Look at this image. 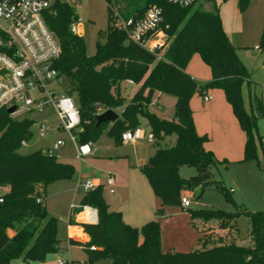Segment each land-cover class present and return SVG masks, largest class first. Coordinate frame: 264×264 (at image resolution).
<instances>
[{"label":"trees","instance_id":"trees-1","mask_svg":"<svg viewBox=\"0 0 264 264\" xmlns=\"http://www.w3.org/2000/svg\"><path fill=\"white\" fill-rule=\"evenodd\" d=\"M2 0H0L1 2ZM225 1V0H224ZM249 0H239L242 11ZM108 28L100 32L96 52L89 56L84 40L71 32L77 23L75 10L65 0H55L44 14L47 28L56 36L60 56L54 63L59 77L69 83L67 95L76 96L81 131L79 145L95 143L101 129L111 125L108 135L116 144H122V134L147 122L154 138L156 151L148 162L138 169L146 177L154 195L164 207L186 210L192 225L215 223L226 231L230 240L214 239L211 232L200 231L199 247L190 252L161 249V226L151 221L141 228L124 223L120 212L111 211L104 199L103 186L82 195L80 204L98 211L97 224H81L90 238L83 248L92 262L111 259L113 264H264V212H245L248 219V240L237 241L236 220L240 213L220 210H191L181 205L183 193L208 190L222 193L236 206L231 191L214 170L229 162L218 161L206 151L208 136L197 134L190 101L195 94L221 90L241 130L245 134L242 162L258 161L255 142L256 120L245 107L242 87L249 73L237 56L236 48L225 33L219 9L206 12L195 6L181 8L165 0H106ZM151 7L162 13L161 29L167 36L163 48L150 52L128 40L125 30L113 25L112 9L124 19L140 18ZM258 49L264 52V29ZM198 54L210 68L211 80L201 84L186 73L192 57ZM148 76L146 77V75ZM142 87L128 103L120 97L121 84L140 83ZM175 98V120L168 121L150 113L148 106L154 93ZM256 107L262 110L260 99ZM106 110L121 111L113 124L96 125V105ZM31 123L13 121L7 112L0 111V188H8L0 203V264L15 260L25 263H44L51 254L61 251L57 237L58 219L46 209V189L50 183L75 181L76 169L61 163L55 156H46L42 150L31 155L18 153L23 141L31 138ZM176 136L173 146H164L166 138ZM195 168L196 175L184 179L181 168ZM38 186H40L38 188ZM201 194L199 196H201ZM237 207V206H236ZM12 231L13 236L8 232ZM235 234V235H234ZM142 238V242L140 239ZM94 247V249H92Z\"/></svg>","mask_w":264,"mask_h":264},{"label":"rangeland","instance_id":"rangeland-1","mask_svg":"<svg viewBox=\"0 0 264 264\" xmlns=\"http://www.w3.org/2000/svg\"><path fill=\"white\" fill-rule=\"evenodd\" d=\"M75 10L78 21L77 35L81 37L86 45L89 56L96 52L97 43L103 42L100 39V32H106L108 28V4L106 0H66ZM211 1L202 0L204 9L210 10ZM221 10L228 29V38L236 48V53L242 64L249 73V80L244 84V96L246 110L253 115L256 120L255 142L258 153V161L228 163L219 165L216 169L217 178L222 179L225 187L231 191L233 200L236 204L228 202L225 196L217 191L208 190L201 194L200 190L195 192L186 191L183 193L189 202L191 210H220L226 213H240L236 220L238 231L237 241L245 244L248 240V219L243 214L245 212H264V52L257 51L261 35L264 29V0H249L241 11L239 0H215ZM201 8L200 6H197ZM211 7V8H210ZM215 11V9L213 8ZM212 10V11H213ZM155 40L165 45L167 36L159 29L155 35ZM148 74L146 75V77ZM146 77L140 83H122L120 97L124 104H128L142 87ZM52 87L59 95L67 94L69 83L65 77L59 78ZM74 102L78 105V99L73 96ZM255 99H260L262 110L256 107ZM150 113H157L158 107L154 104L148 106ZM156 115V114H155ZM157 116V115H156ZM37 122H46L48 130L44 136H40L36 127L31 126V138L26 145H22L18 153L20 155H31L40 150L51 148L58 139H65L66 145L59 150L57 160L61 163L75 167L81 176L79 179H89L99 181L104 189V199L112 209H118V201L123 192L122 189H115L116 195L108 193L106 178L114 175L120 182L127 175H131L132 186L145 188L153 195L146 177L139 169L133 168L137 165L146 163L148 157L155 153L156 147L153 143L146 140L140 141L137 145L116 144L115 140L108 135L111 125L101 129L99 138L92 143V149L96 150L95 155L84 159H77L74 145L68 141L67 135L57 130V119L51 109L46 110L40 115ZM145 133L149 129L144 127ZM175 138V136H173ZM165 145H174L175 142L169 139ZM223 160H220L222 162ZM196 175L195 168L183 167L180 176L189 179ZM77 181H58L50 183L46 189L47 210L50 215L59 220L57 237L64 243V251L51 254L46 258L44 264H58L60 259L67 264H113L111 259H104L99 262H92L88 253L82 246L70 245L67 229L68 218L71 205L80 204V195L75 192ZM40 186H38L39 188ZM6 188H0V195L6 193ZM201 194V196H199ZM129 205L125 208L127 213ZM170 210L178 213L177 217L161 226V249L163 252L179 251L190 252L198 248L199 234L191 224L189 213L177 207H170ZM168 215L165 210L164 217ZM201 229V228H199ZM202 231L211 232L214 239L223 238L230 240L233 236H228L226 231L220 230L215 224H205ZM13 236V232H8ZM235 235V234H234ZM12 264H43L25 263L22 260H15Z\"/></svg>","mask_w":264,"mask_h":264},{"label":"built area","instance_id":"built-area-1","mask_svg":"<svg viewBox=\"0 0 264 264\" xmlns=\"http://www.w3.org/2000/svg\"><path fill=\"white\" fill-rule=\"evenodd\" d=\"M55 0H2L0 2V111L5 110L13 121H25L37 128L40 136L48 130L46 122H37L40 115L51 109L57 119V130L63 131L75 148L79 160L93 156L92 144L79 145L77 133L81 129L79 110L73 97L59 95L52 84L59 80V72L54 68L60 56V46L56 36L47 28L44 14ZM66 1V0H65ZM181 8L197 5L202 0H165ZM67 2V1H66ZM113 25L126 31L128 40L150 52L164 47L155 40L162 23V13L157 7L149 8L140 18L124 19L116 9H112ZM78 25L72 24L71 32L77 35ZM203 100L209 102L206 95ZM13 110L11 113L9 110ZM101 105H96V115L104 113ZM140 140L153 143L151 133L142 128L128 130L122 134L123 144H135ZM23 141L22 145H26ZM66 145L65 139L56 140L51 148L42 150L46 156H57ZM110 194H115L116 178L108 175L105 182ZM98 185L90 180H77L76 192L85 195ZM0 195V203H3ZM181 205L188 209L190 202L182 197ZM78 209L85 224L98 223V211L89 205H71ZM94 249V247H92ZM58 264L67 262L58 260ZM72 264V263H71Z\"/></svg>","mask_w":264,"mask_h":264},{"label":"crops","instance_id":"crops-1","mask_svg":"<svg viewBox=\"0 0 264 264\" xmlns=\"http://www.w3.org/2000/svg\"><path fill=\"white\" fill-rule=\"evenodd\" d=\"M210 4H211L210 6H212V8L210 7L211 8L210 10L204 9V5L202 1L198 3L197 6L202 7L203 11L214 12L213 8L214 9L215 7L218 8V4L215 0L214 3L211 1ZM219 14L222 20L223 29L225 33L228 34L229 31L226 28L225 19L220 9H219ZM256 49L257 51H260L258 49V46ZM186 73H188L192 78H194L197 82L201 84H204L211 80L210 68L203 63L202 59L198 54L192 57L190 63L186 68ZM125 83L133 84V82L131 81H126ZM206 95L211 97V100L209 102H205L203 100L204 96ZM242 96L245 104L244 85L242 87ZM175 103H176L175 98L161 94L159 92L154 93L152 98V104L158 107V110L156 111L157 113L155 114L159 118L168 121L175 120V113H174ZM190 108L192 110L194 126L197 134L200 136L206 135L209 138V141L205 144L206 151L212 152L218 161L226 160L230 163L242 162L244 156V145H245L246 137L243 131L241 130L240 125L237 119L235 118L232 112V108L228 104L224 93L221 90H209L204 95H200L197 93L192 97L190 101ZM114 111L121 116L122 109L114 110ZM145 126L149 129L146 120L142 119L140 128L144 130ZM148 133H150V130L148 131ZM169 139L176 142V136L175 138L171 136L166 138L163 143L167 144L166 142ZM140 141H144V140H140ZM140 141L132 145H137ZM165 146H173V145H165ZM95 152L96 150H94V155ZM58 154L56 157H58ZM150 157H148L146 163L148 162ZM142 165H137L134 166L133 168L138 169V167ZM214 173L217 174V171L214 170ZM80 177L81 176L79 175V173H77V179L75 181L79 180ZM115 178H116V189H122L123 192H121V195L119 197L118 209L116 210L112 209L111 206H109V208L111 211L120 212L122 214V218L125 224L131 227L141 228L143 225L151 221H158L160 225H162L167 222L168 220L167 218H169L170 221H173V218L177 217L178 213L174 212V210H170L171 209L170 207H164L162 215H158L157 210L161 208V201L156 196H152L148 192V190H146L144 187L141 188V190H139L138 187L132 186V183L130 181L131 175L130 176L127 175L120 182L118 181L116 176ZM84 180H89V179H84ZM93 182L96 183L98 186L101 185L99 181L95 180ZM6 190L8 191V188H6ZM75 192H76V188H75ZM76 193L80 195V197H82L80 192H76ZM116 193L117 192H115V194H110V193L109 194L116 195ZM45 204L47 209V200L45 201ZM128 205H129L128 207L129 209L126 213L125 208H127ZM165 210H167L168 213L166 217H164ZM83 223L84 222L80 210L70 209V214L67 223V229L69 235L68 241L70 245H77V246L79 245L84 247L86 244H88L90 238L87 234L84 233V230L81 226V224ZM204 225L205 224L203 225L199 224L198 229H196V227L192 225L193 228L198 231L199 238L201 237L200 231H202V226ZM59 240L61 242L60 243L61 251L59 252H63L65 250L64 243L66 242L61 239ZM140 242H142V238L140 239ZM198 244H199V239H198Z\"/></svg>","mask_w":264,"mask_h":264},{"label":"water","instance_id":"water-1","mask_svg":"<svg viewBox=\"0 0 264 264\" xmlns=\"http://www.w3.org/2000/svg\"><path fill=\"white\" fill-rule=\"evenodd\" d=\"M12 111V109L9 110L10 113ZM119 119L120 115L117 114L114 110H106L104 113L96 116V125L99 126L105 123L113 124Z\"/></svg>","mask_w":264,"mask_h":264}]
</instances>
